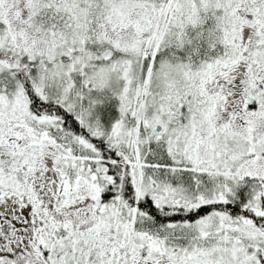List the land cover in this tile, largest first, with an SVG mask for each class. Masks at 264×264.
Returning <instances> with one entry per match:
<instances>
[{"label":"snow or ice","instance_id":"obj_1","mask_svg":"<svg viewBox=\"0 0 264 264\" xmlns=\"http://www.w3.org/2000/svg\"><path fill=\"white\" fill-rule=\"evenodd\" d=\"M0 264H264V0H0Z\"/></svg>","mask_w":264,"mask_h":264}]
</instances>
